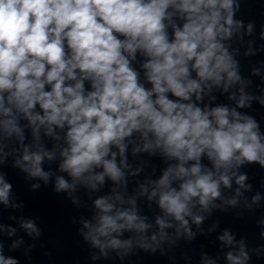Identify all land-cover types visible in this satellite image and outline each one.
<instances>
[{"label":"clouds","instance_id":"1","mask_svg":"<svg viewBox=\"0 0 264 264\" xmlns=\"http://www.w3.org/2000/svg\"><path fill=\"white\" fill-rule=\"evenodd\" d=\"M241 5L242 0H0V205L21 212L26 207L3 170L10 157L26 183L43 182L29 183L30 191L51 186L75 208L81 207L75 195L80 188L98 193L110 181V194L92 199V218L72 220L92 261L111 253L123 260L137 249L166 255L165 244L178 247L183 239L190 245L204 235L200 226L214 210L233 209L236 217L253 212L264 195L256 191L249 202L245 193L254 186L243 169L264 170V130L238 109L251 108L253 101L264 107V76L253 68L261 94L247 91L253 81L242 77L240 47L233 43L247 42L245 57L264 44L256 49L254 40L246 41L256 21L237 18ZM259 39L264 41V23ZM217 94H227L235 106L215 103ZM46 141L53 142L51 149ZM129 155L146 156L149 164L159 160L163 167L126 198L129 177L143 171L133 169ZM46 161L57 162V171L68 178L46 171ZM223 190L234 195L226 197ZM138 197L159 209L154 224L141 214ZM9 219L33 243L17 227L0 223V264H21L12 253L26 245L23 255L31 260L42 229L36 218ZM256 224L264 241V216ZM126 232L133 235L122 238ZM216 239L220 253L201 250L197 264H251L252 253L264 249H250L247 238L237 239L231 228ZM5 240H11L7 247ZM184 259L188 264L193 257Z\"/></svg>","mask_w":264,"mask_h":264}]
</instances>
